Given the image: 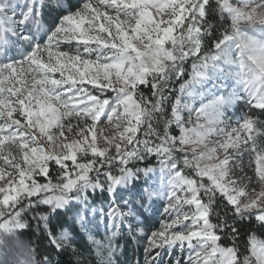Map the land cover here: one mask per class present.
Returning a JSON list of instances; mask_svg holds the SVG:
<instances>
[{
    "label": "snow or ice",
    "instance_id": "6c2138e0",
    "mask_svg": "<svg viewBox=\"0 0 264 264\" xmlns=\"http://www.w3.org/2000/svg\"><path fill=\"white\" fill-rule=\"evenodd\" d=\"M65 3L0 0V144L6 133L23 154L22 162L5 157L18 171L19 187L15 196L0 188L5 193L0 200V235L28 227L24 214L34 204H44L50 212L70 214L57 225L59 234L46 229L49 245L63 250L76 238L74 229L90 230L99 226L98 217L103 221L105 213L92 208L88 198L90 191L100 189L112 196L107 224L114 229L127 219H140L155 208L157 198L167 200L163 207L167 218L147 237L146 253L187 244L189 264H264V241L254 236L242 259L235 248L217 243L218 231L228 227L232 234L237 231L227 223L229 211L232 217L264 225V145L257 141L264 122L254 113L238 117L236 126L226 119L227 109L238 102L264 115V12H257L264 9V0L259 4L240 0L236 6L217 0L221 12L231 17V31L203 54L201 40L207 30L201 22L212 7L209 0H98L95 5L86 0L77 11L65 8ZM101 6L116 15L101 12ZM45 10L54 28L41 24ZM100 19L105 23H98ZM71 41L76 42L75 54L59 50ZM189 58L193 62L188 78L178 89L170 88V82L185 75ZM141 85H150V96L140 91ZM108 90L115 95L101 99ZM171 92L176 95L169 116ZM102 114L109 121L116 118L117 132L104 137L105 146L98 147L95 138L87 142L85 128L78 132L84 141L57 143L64 137L65 117L90 116L95 122ZM158 120L163 121L162 133L154 127ZM172 125L179 136L170 134ZM67 130L72 132L71 124ZM212 136L222 139L212 144ZM177 151L184 154V168L192 169L198 179L182 173L173 155ZM244 153L255 156L256 176L241 177L249 183L239 187L231 169ZM153 155L160 164L158 185L150 182L152 167L138 166ZM49 161L58 166L59 178L39 183L34 177L48 176ZM253 180L260 190L253 188L249 194L245 189ZM217 198L226 201L225 218L213 224L208 217ZM34 219L39 226L47 218L37 214ZM19 247L17 264H36L32 250ZM160 254L157 251L153 259Z\"/></svg>",
    "mask_w": 264,
    "mask_h": 264
},
{
    "label": "rangeland",
    "instance_id": "374dc122",
    "mask_svg": "<svg viewBox=\"0 0 264 264\" xmlns=\"http://www.w3.org/2000/svg\"><path fill=\"white\" fill-rule=\"evenodd\" d=\"M217 1V0H216ZM13 2H16V0H13ZM55 2V0H41V3H50ZM86 2V0H66L65 8L69 9L70 11H77L80 7H82L83 3ZM93 5L98 3V0H91ZM230 3H232L234 6L238 5L240 3V0H229ZM257 4L261 3L262 0H255ZM20 9H17V12H19ZM101 12H107L110 16H115V12L111 9H107L104 6H101L100 8ZM149 12H153L152 9H149ZM257 12H264V9L258 8ZM226 13V12H225ZM153 15L155 17V14L153 12ZM229 17L230 25L229 29L227 27L226 31H231V17ZM19 19V17H17ZM41 24L44 26L45 29H48L50 26L54 28L53 18L51 15H49L46 10L44 14L40 18ZM120 20L123 21L124 17L123 15L120 16ZM55 23H58V20L55 21ZM98 23H105L103 19L98 20ZM205 28V21L201 22ZM225 31V32H226ZM223 32V34L225 33ZM50 34V33H49ZM129 35H131V32L129 30ZM222 34V35H223ZM42 37H44V40H46V36L43 32L40 34ZM102 35L107 36V33H102ZM222 35L219 37L221 38ZM42 40L41 42H44ZM202 44V40H201ZM75 47L76 42H65L62 43L60 46V51H66L69 52V54H75ZM214 50V49H213ZM204 52H201L203 54ZM12 54V53H9ZM19 58V57H18ZM92 58H95V54H93ZM46 59V57H45ZM193 62V58H189L185 64L184 67L186 69L185 75L182 79H177L173 82L174 86L172 88L178 89L179 84L183 82L184 79L188 78L187 73L191 70V64ZM56 78H59V73L55 74ZM86 88L91 90L93 94H97L96 90L91 85H85ZM210 87V85H208ZM170 95V100L173 98V100H169L168 108L170 107L171 103L175 100V92L168 93ZM115 93L111 92L110 90L106 91L103 95L100 96L101 99L110 98L114 96ZM199 105L197 104L196 107ZM123 109L121 108L120 111ZM256 115V109H252L247 106L246 103L238 102L237 105H234L227 109L226 111V119L229 124L232 126H236V120L238 117L243 116L245 114H252V112ZM16 114H14L15 116ZM168 115H171V108L168 110ZM185 119L188 117V113H183ZM256 117V116H255ZM25 121H22V124H24ZM116 118L114 117L112 121H109L107 119L106 114H102L100 118L93 122L90 118V116H71V117H65L63 119V124L65 125L64 128V137H58L57 143H72V142H82L84 141V136H81L78 134L79 128H85V136H87V142H91L93 138H95L97 142L98 147L105 146V140L104 137L111 136L113 133L117 132V129L115 128ZM71 124L72 125V132H69L67 130V126ZM95 124V127L92 125ZM154 127H156L154 125ZM157 128V127H156ZM53 131L58 132L57 129H53ZM119 131H123V127L119 129ZM169 132L172 135L179 136L180 132L179 129L175 128V125H172L169 128ZM261 134L257 135V141L259 144L264 145V127L260 129ZM36 134L39 136L38 129L36 130ZM3 135V143L0 144V188H8L9 191L7 195L9 196H15L16 195V189L19 187L18 180L19 175L18 171H14V169L10 166L9 163L5 162V157L8 158L9 161H12L15 159L16 161H23V154L19 152L18 148L15 144L10 143L7 139V134ZM138 136L143 138L142 132L137 133ZM66 138V139H65ZM212 142V144L215 143L217 139H222V137H216L212 136L209 138ZM43 147L45 151H47L48 145L46 142L42 141ZM210 144V146H212ZM63 151H68V149H63ZM41 153H37L36 156L38 157ZM222 155V153H219ZM173 155L176 157L180 163L178 164V167L180 169H186L187 171L182 173L186 176H188L191 179H198V177L195 175V172L192 169L184 168L182 164L183 160V153H180L179 151L174 152ZM91 156V153H89V157ZM251 161V164H250ZM53 163V164H52ZM69 165L71 162H67ZM55 163L53 161H49L48 164V176L40 175L34 177L37 179L39 183H46L49 178L52 179V181L55 183L57 182L59 178V174L57 175V178H52L53 176L51 173L52 169H50V166H53ZM56 166V165H55ZM139 167H152L154 169L153 173H150L151 180L150 182H153L155 184H159L160 180L162 179L161 172H160V164L159 160L155 155L150 156L147 161L140 162ZM56 168V167H55ZM256 168L257 163L255 160V156H250L248 153H244L242 157L239 160V164H234L231 169V178L237 180L238 186L243 187L244 185L248 184L249 182L247 180H242L241 177H244L245 175L247 177H254L256 176ZM58 171V166L56 168V172ZM143 175L141 176V180H143ZM26 184L29 183V181L25 182ZM144 187H147V185H144ZM255 189V191L260 190V185L257 181L253 180L251 183V187L246 188L245 190L249 192V194H252V189ZM98 193V195H95ZM5 193L0 192V200L3 199V196ZM219 195V194H218ZM105 197V198H104ZM89 203L91 204L92 208L97 209L98 211L102 210L105 213V216L103 218V221L101 222L99 217L98 219V227H93L90 230H84L80 228V232H82L85 235H88L90 239H96L98 242V234H96V231L104 232L105 230H108L109 236H111L114 240V245L111 242H105L104 248L107 252V260L98 259L97 264H177V261H179V264H189L188 261V247L187 244L184 245L182 248L179 244H176L172 246L171 248L165 247L163 249H153L151 253L145 252V246L147 244V237L151 234L153 231H157L161 228L162 223L167 218L165 214L163 213V207L167 204V200L163 197L157 198L159 200V203L153 208L151 211H148L145 215H143L138 220H132L127 219L123 221L120 225L119 229L110 228L107 224V211H108V205L110 200L112 199L111 194H109L106 190H100L97 189L95 192L90 191L88 193ZM34 201L36 200V197L32 198ZM205 199V198H204ZM242 199H246V197H243ZM119 203V202H118ZM126 210V209H125ZM185 211H188V206L184 207ZM58 212H50V207L48 205L39 204L33 205L32 210L27 211L23 219L27 222L29 225L28 227H25L24 229L17 230L13 234H5L0 235V264H17L18 260V253L20 252L19 245H23L25 248H30L32 250V259L36 261V264H44L45 260H48L51 262L50 259H48L45 256V252L43 249H45V245L48 246L49 243L45 241V243L41 244L39 240H32L30 237L24 235V230H27L28 228H31V230H35V228L32 226L31 222L34 223V225L37 224V221L34 219V217L37 214H42V216H45L47 219L44 221V223L53 224L54 228L57 230V225L61 222H63L64 215L66 216L70 215L69 213L64 212L63 210H57ZM91 215V213H89ZM209 221L212 223L210 219V211H209ZM187 223V222H186ZM31 224V225H30ZM218 235V234H217ZM219 236V235H218ZM60 238L65 239L66 233H60ZM75 240V239H74ZM44 242V241H43ZM217 243L224 248H233L231 246H226L220 242V239L217 241ZM71 248L74 250V247L72 243L70 245H65L64 248ZM37 248V249H36ZM157 251H159L161 254L158 259H153V257L156 256ZM250 251V249H249ZM247 252V254L249 253ZM110 258V259H109ZM52 264V263H51ZM86 264V262L84 263Z\"/></svg>",
    "mask_w": 264,
    "mask_h": 264
},
{
    "label": "trees",
    "instance_id": "16d2710c",
    "mask_svg": "<svg viewBox=\"0 0 264 264\" xmlns=\"http://www.w3.org/2000/svg\"><path fill=\"white\" fill-rule=\"evenodd\" d=\"M211 8L207 9L205 16V28L207 34L202 37V52L213 50L216 40L226 31L227 27L229 29L230 21L227 13H222L221 10L217 7L216 0H209ZM174 86L173 82H170V88ZM140 91H143L146 95H151L150 85H141ZM173 100V98L171 99ZM170 100V101H171ZM170 110V107L168 108ZM253 114V111H251ZM255 116L262 122H264V115H260V110L256 109ZM161 133L163 132V121L158 120L154 123ZM53 164V163H52ZM55 164L50 166L52 169L51 176L52 178H57L58 171L56 172ZM181 171H187L186 169H181ZM98 195L96 193L93 196ZM218 195V194H217ZM219 196V195H218ZM105 198V197H104ZM207 198L205 197V200ZM225 202H221L218 198L213 200L212 207L210 209V219L213 224L221 222V218H225ZM231 206H229L230 208ZM66 218L64 215L63 220ZM227 223L230 226L236 228V233L232 234L231 227L225 228L222 231H218L217 234L220 237V242L226 246H231L237 250L238 256L242 259V256L247 254L250 249V237H255L257 240L264 241V225H261L260 222L255 221L254 219H239L238 217H232V213L228 212ZM35 230L28 228L24 230V235L30 237L32 240H39L41 244L48 242V236L46 229L51 227L53 231H56L53 224H46L41 222L34 225L31 222ZM30 224V225H31ZM76 234L75 240L72 242L74 250L69 248H64L63 250H57L51 245L46 246L43 249L45 256L51 260L52 264H97L98 259L108 260L107 252L104 248L105 242H111L114 245L113 238L109 236L108 230L104 232L96 231L98 234V240L90 239L88 235L83 234L79 229H74ZM44 241V242H43ZM37 249V248H36ZM110 259V258H109Z\"/></svg>",
    "mask_w": 264,
    "mask_h": 264
}]
</instances>
